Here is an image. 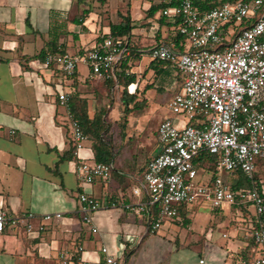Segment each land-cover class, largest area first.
I'll return each mask as SVG.
<instances>
[{
	"label": "crops",
	"instance_id": "obj_1",
	"mask_svg": "<svg viewBox=\"0 0 264 264\" xmlns=\"http://www.w3.org/2000/svg\"><path fill=\"white\" fill-rule=\"evenodd\" d=\"M95 2L0 0V201L12 215L24 212L33 215L32 231L17 226L7 227L0 234V264H62V253L75 264L81 259L100 261L104 245L121 264H199L200 259H204L205 264H242L243 261L250 264L255 254L251 229L257 226V216L251 210L255 208L250 204H225L222 208L200 204L193 214L179 207L182 223L191 220L196 212H206L201 214L202 221L196 231L198 237L182 235L181 239V225L169 222L166 226L169 236L160 237L162 244L154 247L152 242L156 240L148 238L140 253L146 237L149 234L157 236V233L148 232L147 224L144 228L138 214L119 203L109 206V202L136 201V197L130 198L127 190L143 176L148 161L157 152L158 129L156 145L148 159L139 160L136 166L116 164V149L109 161L114 166L109 179L93 183L80 181L77 171L80 161L97 163L93 141L89 138L79 151L76 150L70 132L69 107L61 102V95H68V102L71 99L75 104L80 100L86 102L87 112L93 117L104 112L96 108L105 104L106 95L115 89L120 90L121 98L124 91L128 92L125 97L129 107L136 106L135 98L139 94L143 97L139 101L147 99L146 94L155 85L159 89L173 87L178 93L183 83L181 73L171 61L154 60L149 50L160 42L173 43L185 50L187 42L177 38V26L167 20L159 21L161 11L155 16L148 15L147 9L160 1L143 0L144 7L140 6L145 11L135 18L132 7L136 5L137 14L139 1H136L130 4L134 28L128 37L130 46L140 55L133 58L131 49L124 64V69L133 76L127 86L120 81L117 85L113 80L93 77L90 68L85 72L84 64L79 65L73 76L65 75L56 65H44V59L38 55L52 46L72 54L79 53L99 42L104 34L111 33L109 23L112 20L107 14H99ZM127 13H120L112 22L119 21L120 15ZM97 15L109 20L95 40ZM134 61L132 70L130 66ZM132 83L135 85L131 88L136 87L134 93L128 90ZM120 100L123 103V98ZM129 153L137 157L132 150ZM81 191L105 203L92 214L97 232L82 221L78 198ZM56 212H61L62 217L44 218Z\"/></svg>",
	"mask_w": 264,
	"mask_h": 264
},
{
	"label": "built area",
	"instance_id": "obj_2",
	"mask_svg": "<svg viewBox=\"0 0 264 264\" xmlns=\"http://www.w3.org/2000/svg\"><path fill=\"white\" fill-rule=\"evenodd\" d=\"M217 1L203 11L194 0L160 1L172 4L162 12L180 21L177 30L190 41L186 50L169 42L157 43L149 50L153 59L171 61L182 75V87L169 104L176 117H165L158 127V150L132 186L136 201H111L109 206L119 203L145 215L147 231L157 233L166 218L179 216L183 203L213 208L250 204L257 216V226L251 229L255 254L250 264H264V196L254 177L257 160L264 157V0ZM130 53L128 36L107 33L102 42L83 52H47L43 63L58 66L67 76L75 75L84 64L93 77L118 85ZM132 85L128 90L134 93ZM61 102L68 106V95L62 94ZM68 110L72 140L79 151L89 136ZM203 153L216 157L215 170L207 169L211 176L204 183L195 181V159ZM113 169L112 162L90 164L82 160L77 166L83 183L109 179ZM238 171L248 181L236 187L240 184ZM225 172L235 181L226 182L221 176ZM78 198L82 221L97 232L92 214L105 203L86 191L79 192ZM32 217L26 212L12 215L0 201V234L17 226L32 231ZM55 217H62V213H49L44 218ZM101 251L100 261L81 259L78 264H121L106 245ZM61 262L75 264L63 253ZM199 264L205 260L200 259Z\"/></svg>",
	"mask_w": 264,
	"mask_h": 264
},
{
	"label": "rangeland",
	"instance_id": "obj_3",
	"mask_svg": "<svg viewBox=\"0 0 264 264\" xmlns=\"http://www.w3.org/2000/svg\"><path fill=\"white\" fill-rule=\"evenodd\" d=\"M95 5L98 4L97 0ZM138 2V7L136 8V11L138 13H135L134 7L136 5H133L132 9L134 11V15L132 14L131 3L136 4ZM162 1V0H157ZM143 0H108L107 5H105L106 9L108 10L107 16L113 21L117 20L119 18L120 13L128 12L131 16L133 15L135 18L141 16V14L145 11L144 5H142ZM140 4L143 6H140ZM97 7V6H96ZM107 20L106 16H99L96 17V30L94 31V38L97 40L101 34L103 33V26L105 25V21ZM190 45V41L188 40L185 42V46L183 49H187ZM146 59H148V55L146 56ZM132 66V67H131ZM130 66V68L133 70L135 67V61ZM85 68V72H87L88 66H83ZM135 73V72H134ZM152 87L151 90L146 94L147 99L141 100L140 94L135 98V102H137L136 106L130 107V112L125 114V106L122 103L121 98V92L120 90L117 91V89L110 91L106 97L105 104H100L97 106L98 109H103L104 114H106V120L108 121L109 127L103 132V139L114 147V152H116L117 149V155H116V164H125V165H133L136 166L139 164V160L143 161L147 157L149 158L152 149L156 145V131L160 125L161 120H163L166 116L170 117H176L175 113L170 109L169 102L172 100L174 95L176 94L177 90L173 87H163L161 89L156 87ZM125 118H128L127 122H125ZM70 132L72 133V127L70 124ZM87 133V132H86ZM88 134V133H87ZM89 138L91 139L90 135L88 134ZM92 140V139H91ZM94 141V140H92ZM94 143V142H93ZM130 147V148H129ZM124 148V149H123ZM132 148V149H131ZM134 152L137 157H132V155L129 153V151ZM130 155V156H129ZM134 159H138L137 163L134 162ZM209 167V163L205 164L204 168H198L197 170V176L195 178L196 182H207V180L210 178L211 173L207 170ZM222 178L226 182H232L234 180V176H232L230 173H223ZM242 181L244 180V175L241 174ZM130 198L132 200L135 199V196L132 193V188L127 190ZM200 204H193V203H183L180 204V208H187L191 214H193L196 210H194L195 207L199 206ZM194 210V211H193ZM251 210L253 213L256 214L253 207H251ZM197 213V214H196ZM194 216L191 217V220L188 219L185 223H182V221L179 219L180 217H168L166 218V221L163 223L162 227L157 232V236H154L153 234H149L146 239L144 240L143 244L140 246L142 247L140 249V253L143 251V247L147 243V239L149 238L150 241L156 240L153 243V246H158L160 237H166L168 235V229H166V226L169 222H178L181 226V239L183 238L182 235H190L191 237H198L196 234V231H198V225L202 221V213H206L205 211H199L196 212ZM139 220L141 219L143 222V227L145 228V225L147 224V217L145 215H136ZM140 220V221H141ZM192 223V225L190 224ZM143 228V229H144ZM145 230V229H144ZM146 233L144 232L143 235ZM169 234L178 235L175 232H169ZM169 236V235H168ZM167 236V237H168ZM197 239V238H195ZM162 244V243H161ZM197 247V244L194 245V247Z\"/></svg>",
	"mask_w": 264,
	"mask_h": 264
},
{
	"label": "trees",
	"instance_id": "obj_4",
	"mask_svg": "<svg viewBox=\"0 0 264 264\" xmlns=\"http://www.w3.org/2000/svg\"><path fill=\"white\" fill-rule=\"evenodd\" d=\"M97 11L99 14L104 15L105 13H108V10L106 9L105 5H107L108 0H97ZM195 4L198 6V8L203 11L205 9H208L212 7L213 5L219 3L217 0H194ZM172 5L171 3H159V4H152L148 9L147 13L149 16H155L159 11V21L160 22H165L166 20L175 25L178 26L180 21L174 17L164 15L162 10L166 7ZM121 19L117 22H112L110 21L109 27H110V32L113 35L116 36H130L131 32L134 28L133 21L131 18V15L129 13L127 14H121ZM109 20V18H107ZM249 23V22H247ZM246 23V24H247ZM182 39L183 36L181 34L177 35V38ZM99 42H102V39H100ZM130 48L134 51L132 56L133 58H138L140 53L135 52V47ZM46 52H52V53H62L66 52L63 49H59L57 46H52L48 50L40 53L38 56L44 59ZM156 60V59H154ZM126 67V66H125ZM126 69V68H125ZM123 70L121 74L118 76V80L120 81L121 84H124L127 86V84L132 80L133 76H130L127 70ZM112 83V81L110 82ZM128 94L127 91H124V94L122 96L123 98V103L125 104V114L130 112V107H129V100L125 97ZM134 95V94H133ZM135 97H132L134 100ZM68 107L72 112V116L74 119L78 120L79 123L81 124L82 128L87 132L91 139L94 140L93 142V149L95 152V159L97 162H109L113 156H114V147L111 145V143L105 141L103 139V132L109 127L108 121L104 118V112H99L96 113L93 117H90L88 114L86 102H83L80 100V102H77L75 104L74 100H69L68 102ZM128 118H125V122H127ZM215 161L216 157L211 156L207 153H203L202 155L196 157L195 162L197 163L198 168H204L206 163H209V170L214 171L215 170ZM239 178H240V184H237V186H242L245 184L248 179L245 174L242 172L238 171L237 172ZM243 174L244 180L242 181V176ZM255 179L259 182L260 184V192L264 196V157L259 158L257 160V165H256V171L254 173ZM254 244V240H253Z\"/></svg>",
	"mask_w": 264,
	"mask_h": 264
}]
</instances>
